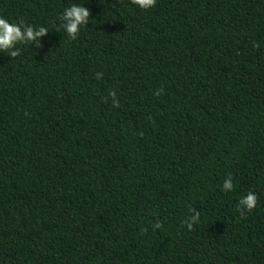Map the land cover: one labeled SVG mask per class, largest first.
<instances>
[{
  "label": "trees",
  "instance_id": "1",
  "mask_svg": "<svg viewBox=\"0 0 264 264\" xmlns=\"http://www.w3.org/2000/svg\"><path fill=\"white\" fill-rule=\"evenodd\" d=\"M70 3L90 11L75 40ZM0 17L49 30L0 53V264H264V0H0Z\"/></svg>",
  "mask_w": 264,
  "mask_h": 264
},
{
  "label": "clouds",
  "instance_id": "2",
  "mask_svg": "<svg viewBox=\"0 0 264 264\" xmlns=\"http://www.w3.org/2000/svg\"><path fill=\"white\" fill-rule=\"evenodd\" d=\"M156 0H131V3L140 10H149L155 5ZM84 3H70L68 7L58 15L60 21L59 27L63 29L69 40H75L80 33L81 28L86 27L89 21L90 11L83 6ZM49 33L48 28L44 26L33 27L26 25L22 21L9 22V20L0 17V53H7L8 57L16 58L20 54V45H28L32 48L39 49L41 44L40 38ZM102 73H96L95 78L100 79ZM162 89L157 90L154 94L159 95ZM108 96L112 99L113 107H119V103L114 92H109ZM233 183L231 175L224 179L221 186L223 192H232ZM257 196L254 192L249 191L246 195L240 197L237 203V209L241 215L250 212L256 206ZM192 211V215L185 221L188 230L192 229L193 224L197 223L199 213ZM159 227V224L155 225Z\"/></svg>",
  "mask_w": 264,
  "mask_h": 264
}]
</instances>
